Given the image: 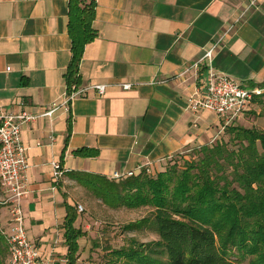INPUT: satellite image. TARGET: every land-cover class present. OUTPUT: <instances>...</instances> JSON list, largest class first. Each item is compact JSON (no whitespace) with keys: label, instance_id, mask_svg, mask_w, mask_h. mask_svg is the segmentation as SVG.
Returning a JSON list of instances; mask_svg holds the SVG:
<instances>
[{"label":"crops","instance_id":"crops-1","mask_svg":"<svg viewBox=\"0 0 264 264\" xmlns=\"http://www.w3.org/2000/svg\"><path fill=\"white\" fill-rule=\"evenodd\" d=\"M93 1L97 36L85 47L78 85L112 86L104 95L79 96L68 108L62 103L71 90L70 0H0V112L41 114L59 105L22 131L30 165L28 235L57 264L67 253V203L75 205L70 173L111 178L145 165L153 170L226 138L216 113L193 111L188 103L207 79L208 61L192 66L208 49L217 45L215 71L248 87L264 83V0ZM126 81L140 84L116 85ZM246 115L237 124H257ZM53 162L65 171L60 179ZM0 215L6 225L4 208Z\"/></svg>","mask_w":264,"mask_h":264},{"label":"trees","instance_id":"trees-1","mask_svg":"<svg viewBox=\"0 0 264 264\" xmlns=\"http://www.w3.org/2000/svg\"><path fill=\"white\" fill-rule=\"evenodd\" d=\"M69 5L72 60L67 82L71 89L80 82L85 47L97 31L95 1L70 0ZM259 88L264 89V83ZM262 97L264 93L253 103ZM237 121L226 128L228 139L194 148L193 157L182 166L173 165L153 176L152 170L145 169L118 179L69 174L107 206L151 208L153 217L127 228L147 225L158 239L149 243L132 239L125 249L113 251L116 264H243L245 260L264 264V129ZM78 218L77 207L67 203L66 264H77L80 240L87 235L76 226ZM6 251L0 232V264Z\"/></svg>","mask_w":264,"mask_h":264},{"label":"built area","instance_id":"built-area-1","mask_svg":"<svg viewBox=\"0 0 264 264\" xmlns=\"http://www.w3.org/2000/svg\"><path fill=\"white\" fill-rule=\"evenodd\" d=\"M232 28L233 26L228 31ZM216 46L213 45L208 49L202 59L192 66L197 69L202 61L209 63L206 81L202 86L195 87L188 103L193 111L208 110L216 113L223 121V129H226L250 110L254 98L262 95L264 89L244 86L234 78L215 71L212 60ZM137 84L140 83L126 81L116 85L124 90H129ZM110 86L112 84L108 83L90 86L73 85L71 90L66 93L62 105L68 107L75 98L84 96L90 91L104 95ZM58 108L59 105L54 104L53 108L41 114H33L28 111L19 114L0 112V208H4L8 215L6 225L0 215V232L6 240L8 249L7 264H57L54 253L43 255L28 235L24 203L30 195L27 179L30 165L22 131L26 124L43 116H51ZM53 165L55 178L60 179L65 171L58 163L53 162ZM140 169H145L148 172L152 170L150 165L142 166ZM136 173L129 171L125 175L117 174L111 178L118 179L133 176ZM77 210L82 212L84 207L79 204Z\"/></svg>","mask_w":264,"mask_h":264},{"label":"rangeland","instance_id":"rangeland-1","mask_svg":"<svg viewBox=\"0 0 264 264\" xmlns=\"http://www.w3.org/2000/svg\"><path fill=\"white\" fill-rule=\"evenodd\" d=\"M245 118L252 123H257L253 126L258 129H264V97L253 103ZM248 125L250 126V124ZM226 139H228L227 134ZM192 157V150L177 154L164 161L159 168L153 169L150 172L151 176L176 164L182 166L185 159ZM69 192L75 206L81 204L84 207L82 212H78L77 227H81L87 232V235L80 240L77 264H116V256L113 251L125 249L131 244L132 239H136L139 243H149L158 239V236L147 225L139 226L140 224H138L134 229L127 228L128 224L135 223L144 217H153L150 207L128 209L107 206L102 199L96 197L78 182L69 184ZM59 257L63 261L58 264H66L65 256L60 255ZM7 259L8 249L2 264H7ZM243 264H248V260H245Z\"/></svg>","mask_w":264,"mask_h":264}]
</instances>
